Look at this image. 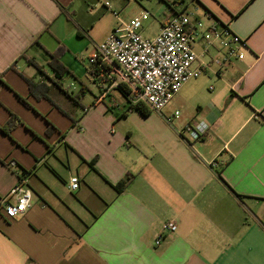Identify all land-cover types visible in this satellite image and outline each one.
Instances as JSON below:
<instances>
[{
  "label": "crops",
  "instance_id": "0c3cea01",
  "mask_svg": "<svg viewBox=\"0 0 264 264\" xmlns=\"http://www.w3.org/2000/svg\"><path fill=\"white\" fill-rule=\"evenodd\" d=\"M94 1L148 11L153 36L174 2L0 0V202L19 172L31 191L18 219L0 213V264H264V0H197L202 20L244 41L243 58L184 84L166 105L179 117L160 112L159 127L133 125L149 114L109 67L89 63L123 24L89 22ZM197 123L206 130L192 141ZM167 222L176 231L156 247Z\"/></svg>",
  "mask_w": 264,
  "mask_h": 264
},
{
  "label": "built area",
  "instance_id": "2783aa9c",
  "mask_svg": "<svg viewBox=\"0 0 264 264\" xmlns=\"http://www.w3.org/2000/svg\"><path fill=\"white\" fill-rule=\"evenodd\" d=\"M135 1V0H132ZM169 10L171 16L151 38L140 35L141 22L150 14L142 10L128 23L121 24L95 46L90 64L107 66L120 83L127 86L128 101L143 104L148 110L160 113L184 84L206 72L223 76L236 62L242 60L244 41L234 35L226 24H218L210 13L202 20L197 13V0H174ZM108 7V4H105ZM113 13L114 17L118 13ZM199 43L200 50L194 45ZM179 117L175 111L165 122ZM202 123L188 125L186 132L192 141L199 140L205 132ZM15 168L14 162H9ZM29 174L19 172L16 184L0 202V213L7 220H16L30 206ZM74 176L68 181L70 191L78 189ZM176 231L173 222L162 224L154 245L159 246Z\"/></svg>",
  "mask_w": 264,
  "mask_h": 264
},
{
  "label": "rangeland",
  "instance_id": "374dc122",
  "mask_svg": "<svg viewBox=\"0 0 264 264\" xmlns=\"http://www.w3.org/2000/svg\"><path fill=\"white\" fill-rule=\"evenodd\" d=\"M89 1H92V0H89ZM94 2L96 4L95 8L97 11H96V13H94V12L92 13L89 22L95 23L98 21L97 19L100 17L101 22L99 23L98 28L101 31L107 30L109 28L110 24L114 21L116 22V24H118V22L125 24V23H128L131 19H133V16H131L130 14L125 16L123 14V11L121 12L119 10V7L115 6L111 2H108V3H111V10L114 11V13L119 12L118 19H115V17L113 16V13L111 11H109L107 8H106L107 10L104 9L105 8L103 6L104 1H102V3H103L102 5L96 1H94ZM83 11H84V8H83ZM197 13H200V11L197 10ZM152 25H153V19L151 17H148L147 19H145L141 22V27H140L139 31L144 30L146 32L143 37H145V36L152 37L153 36V33L149 30L152 27ZM60 57L61 56L59 55V61H60ZM79 87H80V85H79ZM87 96H89V94ZM90 100H91V97H90ZM89 103L90 102H88L87 100H85L83 102L84 105H88ZM191 111H192V109L189 108V112H191ZM161 114L165 115L164 116V119H165L166 118V107L161 111ZM161 114L149 110V117L146 120H143L140 117V119L143 121L139 120L136 123L134 120H132V122H133V125H136V126L159 127V126H162L159 119H158L160 117L159 115H161Z\"/></svg>",
  "mask_w": 264,
  "mask_h": 264
},
{
  "label": "trees",
  "instance_id": "16d2710c",
  "mask_svg": "<svg viewBox=\"0 0 264 264\" xmlns=\"http://www.w3.org/2000/svg\"><path fill=\"white\" fill-rule=\"evenodd\" d=\"M50 59H51V67H53L52 66L53 63L60 65L59 54H51ZM125 91L126 90L122 89V93L124 94V96H127V93ZM20 101L23 104H25L23 100H20ZM132 107H133V109L137 110L142 116H147L149 114V110L143 104H136ZM13 126H14L13 120L8 121L4 131L11 129ZM51 128L52 127H49L46 132L49 133L51 131ZM131 179H132V176H130V175L125 176V178L123 180H121V182L119 183L118 187L123 189L124 187H126L128 185V183L130 182Z\"/></svg>",
  "mask_w": 264,
  "mask_h": 264
}]
</instances>
